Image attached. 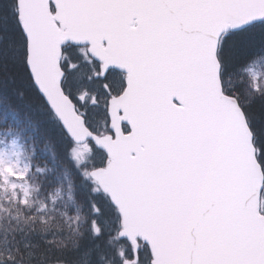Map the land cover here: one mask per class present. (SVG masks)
I'll return each instance as SVG.
<instances>
[{
	"label": "snow or ice",
	"instance_id": "snow-or-ice-1",
	"mask_svg": "<svg viewBox=\"0 0 264 264\" xmlns=\"http://www.w3.org/2000/svg\"><path fill=\"white\" fill-rule=\"evenodd\" d=\"M0 264H264V0H0Z\"/></svg>",
	"mask_w": 264,
	"mask_h": 264
}]
</instances>
